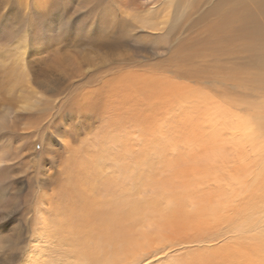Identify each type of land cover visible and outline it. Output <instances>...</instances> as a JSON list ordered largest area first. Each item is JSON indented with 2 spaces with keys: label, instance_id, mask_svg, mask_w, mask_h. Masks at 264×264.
<instances>
[{
  "label": "rangeland",
  "instance_id": "374dc122",
  "mask_svg": "<svg viewBox=\"0 0 264 264\" xmlns=\"http://www.w3.org/2000/svg\"><path fill=\"white\" fill-rule=\"evenodd\" d=\"M247 6L0 0V170L11 168L0 264H264L253 189L264 135L251 144L247 79L264 69L246 49ZM82 159L109 200L144 204L99 247L67 224L84 205Z\"/></svg>",
  "mask_w": 264,
  "mask_h": 264
},
{
  "label": "bare ground",
  "instance_id": "6f19581e",
  "mask_svg": "<svg viewBox=\"0 0 264 264\" xmlns=\"http://www.w3.org/2000/svg\"><path fill=\"white\" fill-rule=\"evenodd\" d=\"M254 3H255L254 7L247 6L244 9L245 34L253 42H255V47H246V49H248L250 53L255 56V60L260 62L259 63V65L261 66L260 68L264 69V0H254ZM247 79H248V98H249V116H250V135H251V144H253L255 143V141L261 139V137L264 135V118L260 114L253 112L254 104L253 102L250 101V99L252 97L258 96L259 93L258 89L264 88V74L260 76L258 80L255 81L251 78V76L249 77L247 76ZM103 90H105V85L98 90L96 96V100H97L96 102H99L102 99L100 95L103 92ZM118 92H119L118 89H116V91H113V93H115L114 95H117ZM111 112H109L108 110L109 117L114 114V113L112 114ZM106 123L108 124L107 128L108 126L112 127L113 125V124L111 125L112 123L111 121ZM99 139L100 141L95 145H99L105 142L104 141L105 139L103 137L102 139L101 137ZM1 147L2 146L0 145V150ZM9 153L10 152H8L6 155L8 156ZM19 154H21L20 151ZM88 155L91 154L90 153L88 154L87 152L85 153V155H81V157L83 156L82 158H84ZM73 165H75V163ZM73 165L71 169H73ZM258 166H259L258 167L259 169L257 171L258 178H255L253 181V189H255L254 209H255L256 243L261 245L264 249V229H263L264 227H262L263 225L262 226L260 225L261 222L259 220L260 219L259 215L261 213L259 211L264 210V208L261 207L264 204V159L262 160L261 163H259ZM77 167H79V169H77V174L75 175V177L77 181L82 182V184L74 195H75V200L78 202L83 201L82 204L84 205L76 207L73 210V212L75 211L76 215L72 218L71 221L68 222L66 221L67 224L70 225V228H73L70 231L72 233L69 234L76 236L79 239V246L81 247L83 246L89 247L91 246V242H96L95 243L96 247L97 246L99 247L100 244L110 243L113 238L115 240L116 237L119 236L124 237V233L126 232L128 226V219H130V217H133L134 215H137L144 208L143 202L137 201V202H133L132 204L127 199H125V197L118 198V200L116 201H114L113 199L109 200V198L110 199L112 198L111 197L112 192L109 190V186L107 185V183L109 182L106 181L107 179L101 181L103 184L100 187H97L95 186V184L91 183L96 178L98 179V177L95 176L97 175L95 166H91L87 164L84 161V159H82L79 165L76 166V168ZM10 169L11 168H8L6 170L3 169L0 170V172L3 171L2 173H6L10 171ZM89 169H93L94 173L93 174L90 173L88 171ZM2 173H0V201H4L5 198L4 194H2L3 191L7 192V190H9L11 186V183L3 178ZM72 193L73 191L71 190L70 191L71 196H73ZM102 193L107 194L106 198L103 197L102 199H100L99 202H97L98 201L97 196L103 195ZM13 201L15 203L16 199H13L12 203ZM75 203L77 204V202ZM0 209L2 210L1 212H4L6 208L1 207ZM60 229L63 230L64 228H60ZM57 233H61V231Z\"/></svg>",
  "mask_w": 264,
  "mask_h": 264
}]
</instances>
